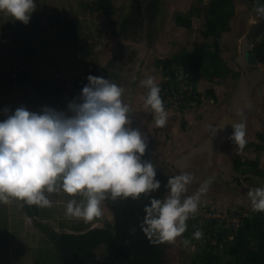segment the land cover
Segmentation results:
<instances>
[{"label":"rangeland","instance_id":"1","mask_svg":"<svg viewBox=\"0 0 264 264\" xmlns=\"http://www.w3.org/2000/svg\"><path fill=\"white\" fill-rule=\"evenodd\" d=\"M212 1L112 0L115 14L109 16L95 10L99 0H76L75 9L69 7L70 0H37V12L32 13L27 25L0 12V77L3 75L4 81L11 83L14 81L12 77L18 76L22 90L36 89L30 84L31 80H36L38 87L44 86L53 92L57 88L72 86L78 78L87 74L92 63L107 66L114 61L112 64L115 66L111 69L119 73L127 68L125 72L130 73L134 66L130 67V58L126 57L130 48L129 41L148 39L151 46L143 59L137 90L133 96V103H136L140 112L137 114L139 119L134 115V121L137 129L147 136L153 147L171 162L177 153L185 150L178 149L184 148L192 135L202 131L224 109L237 86L239 77L236 79L232 73L210 80L202 70H197L190 80L186 77L190 65L179 64L183 54L214 42L204 35L206 16ZM234 1L236 11L229 20L228 30L221 35L219 44L223 60L234 72L240 73L232 57L238 50L241 38L252 28L257 29L255 24H263V20L251 12L243 0ZM48 7L53 10L50 11ZM191 16V29L178 23L179 17L190 19ZM22 29H26V32H22ZM138 29L140 32L135 33ZM6 30H10L9 33ZM9 45L19 46L14 49ZM205 51L213 52L214 49L207 48ZM129 52H132L130 56L136 57L134 51ZM116 60H119L118 64ZM166 62L172 64L167 71L164 69ZM172 70L176 71L175 79L169 75ZM29 74L32 75L26 80L24 76ZM148 76L154 77L160 88L165 86L161 89V97L174 89L183 88L182 85L186 83L194 86L197 95V99L192 100L187 107L182 106L180 110L165 107L168 123L162 129L155 127L151 110L144 108L147 89L140 85V81ZM108 78L113 81L111 75ZM210 89L216 91V99L208 95ZM73 95V92L68 94L71 98ZM256 105L254 118L246 123L245 148L241 151L235 144L228 143L220 155L208 191L200 198L197 213L187 221L188 235L184 233L174 244L165 243L166 254L162 264H191L194 256L212 249V246L216 247L218 240L212 238L211 229L215 226H211V220L216 222L215 232H224L232 229L243 217L250 216L252 210L247 192L256 187H264V180L253 174L249 167L251 162L259 161L260 167L264 168V151L258 152L255 147L249 146L259 144L257 134L264 133V86L257 96ZM147 124L150 127L144 132ZM238 160L244 165L238 167ZM154 164L157 172H170L166 166ZM196 218L199 222L195 221ZM199 224L205 231L202 230L203 238L196 240L193 233L197 227L200 229ZM184 239L190 243L182 244ZM208 241H212L211 245H207ZM222 245L216 247L214 253L221 257L222 264H226L234 259L223 254Z\"/></svg>","mask_w":264,"mask_h":264},{"label":"clouds","instance_id":"2","mask_svg":"<svg viewBox=\"0 0 264 264\" xmlns=\"http://www.w3.org/2000/svg\"><path fill=\"white\" fill-rule=\"evenodd\" d=\"M35 10V0H0V12L25 25ZM253 11L264 19V3L260 0H253ZM87 80L79 96L68 102L66 111L50 106L30 111L23 105L14 111L3 110L0 203L18 200L47 208L52 205L47 194L80 195L83 199L79 202L67 201L65 216L90 223L103 217L106 200H137L161 188L156 164L142 160L148 139L131 127L132 109L123 100L125 89L109 78L89 75ZM140 85L147 89L144 108L151 110L155 127H166L168 112L155 78L148 76ZM235 116L238 122L209 124L205 131L212 141L231 126L228 140L242 151L247 144L244 110L237 109ZM194 181L190 172L171 176L166 184L168 194L163 199L152 197L144 206L139 228L150 243L174 244L187 231V221L197 213L200 198L209 188L204 182L194 194L187 195ZM247 197L253 212L264 213V187L250 189ZM135 232L132 228L131 233ZM193 238L202 239L203 231L197 229Z\"/></svg>","mask_w":264,"mask_h":264},{"label":"trees","instance_id":"3","mask_svg":"<svg viewBox=\"0 0 264 264\" xmlns=\"http://www.w3.org/2000/svg\"><path fill=\"white\" fill-rule=\"evenodd\" d=\"M96 11H103L111 16L115 14L112 0H99L95 7ZM234 14L233 0H213L208 9L205 22L204 35L214 40L212 44H204L203 48L195 49L192 52L183 54L179 58L181 66L190 65L188 78L196 75L197 70H202L210 80L220 78L223 75L233 74L237 79L239 72H234L221 57L219 40L223 32L228 30L229 20ZM178 23L188 29L192 28V20L178 18ZM207 48L214 49L213 52L205 51ZM172 64L165 63V71L169 70ZM107 68L98 63H92L87 74L78 78L70 90L78 97L83 86L88 84L89 75L106 78ZM171 78H176V71H170ZM35 83V81L33 82ZM168 88L171 86H167ZM163 88L160 89H164ZM208 95L217 98L216 91L210 89ZM200 102V100H198ZM201 103V102H200ZM189 105H184V107ZM183 107V108H184ZM259 144H249L255 147L256 151H264V133H258ZM142 160H146L142 157ZM238 167L244 163L236 162ZM253 174L264 180V168L260 167L259 161L250 164ZM174 176L170 172H157L156 179L161 181V188L150 195H141L137 200L119 199L115 202L106 200L114 214L113 224L105 227H97L83 234H63L58 237L61 255L66 264H162L165 255V243L152 244L139 228V223L145 213L144 206L149 204L150 198L163 199L168 194L166 187L169 177ZM248 178V177H247ZM215 226V220L210 221ZM209 227L210 229L212 227ZM135 228V234L131 229ZM211 229L212 238L218 240L216 247L221 244L223 254L232 257L234 260L226 264H264V213L251 211L250 216L240 219L239 224L224 232H215ZM232 235L230 236V234ZM210 234V231H208ZM188 235V228L185 236ZM226 236V237H225ZM212 242V241H211ZM210 241L207 245H211ZM255 243V246L253 245ZM107 246V255L97 257L95 251L101 246ZM216 247L204 251L193 257L191 264H222L221 257L214 253Z\"/></svg>","mask_w":264,"mask_h":264},{"label":"crops","instance_id":"4","mask_svg":"<svg viewBox=\"0 0 264 264\" xmlns=\"http://www.w3.org/2000/svg\"><path fill=\"white\" fill-rule=\"evenodd\" d=\"M36 2L37 0H35L36 10L34 12H37ZM70 2L69 7L75 9L77 7L76 0H70ZM48 8L50 9V7ZM75 18L78 19V16ZM22 30V32H26V29ZM9 31L6 30V33H9ZM9 46L17 49L16 46L19 45ZM33 46L36 47V45ZM103 67L109 69V65ZM31 75H25L24 78L26 80L30 79L29 76L31 77ZM4 79L5 77L2 75L0 77V120L6 118L3 113L5 108L14 111L17 107L23 105L30 111H39L42 106H50L59 111H66L70 99L75 98L74 95L73 98L68 96L70 92H73L70 90V86L57 88L51 92L44 86L38 87L36 80H31L30 84L36 89L22 90L18 76H13L12 81H14L11 83L5 82ZM34 81L35 83H33ZM133 105V115L136 119H139L137 118V114L140 113L138 107H136L135 102ZM149 127L150 125L147 124V129H144V132L148 131ZM200 133L201 131H198V133L192 135V139L186 141L185 147L178 150L186 149L194 144ZM155 138L159 143L156 135ZM47 195L52 202L51 207L47 208H40L35 205L29 206L18 200H12L9 204L0 203V264H66L58 243L60 235L83 234L114 222V214L107 201L103 204V217L85 223L82 220L65 216L67 201L76 199L79 202L83 199L82 196L70 197L63 192ZM95 255L97 257L106 256L107 246L101 245L95 251Z\"/></svg>","mask_w":264,"mask_h":264},{"label":"water","instance_id":"5","mask_svg":"<svg viewBox=\"0 0 264 264\" xmlns=\"http://www.w3.org/2000/svg\"><path fill=\"white\" fill-rule=\"evenodd\" d=\"M134 32L139 33L140 30H135ZM261 41H264V33L254 28L241 38L238 50L232 57V62L240 68L236 89L224 109L207 125H222L229 120L238 122L235 112L240 108L244 110L246 123L254 118L257 96L264 86V69L262 68L264 65V56H256L258 55L257 45ZM150 46L151 41L145 38L137 41H129L130 48L126 53V57L130 58V67L134 66V69L132 72L126 73L125 70L127 68H123L122 72L118 73L119 78L113 79L115 83L125 89L123 100L130 105L131 109L133 107V96L137 90L143 59L147 55ZM129 51H134L136 57L130 56L132 52ZM134 77L135 79H133ZM246 104H250L251 108L245 107ZM129 118L132 120L131 127L137 129L134 121L133 109L129 114ZM232 131V127L228 126L224 131L219 132L211 141L209 133L205 131L204 127L194 144L177 153L171 162H168L164 156L153 147L152 142L148 139V148L143 157L153 163L166 166L170 173L174 175L183 172L192 173L195 177V181L189 186L187 193V195H192L202 183L208 182V184H210L219 163L220 155L230 142L228 137L231 135ZM171 168H173L174 171L171 170Z\"/></svg>","mask_w":264,"mask_h":264},{"label":"built area","instance_id":"6","mask_svg":"<svg viewBox=\"0 0 264 264\" xmlns=\"http://www.w3.org/2000/svg\"><path fill=\"white\" fill-rule=\"evenodd\" d=\"M186 77L188 78L189 76L186 75ZM182 86H183V88L174 89L172 92L168 93V95L163 92L166 95H164L162 97V99L164 101L165 107L168 108L169 110H180L182 108V106L188 105L191 103L192 100L197 99V95H196V92L194 90V86H191L190 83H186L185 85H182ZM196 219H195V221L199 222L198 221L199 219L198 218H196ZM239 222H238V224H239ZM238 224L236 223L234 225L237 226ZM197 229H199V228L197 227L196 230ZM200 229L204 230L202 225H200Z\"/></svg>","mask_w":264,"mask_h":264},{"label":"flooded vegetation","instance_id":"7","mask_svg":"<svg viewBox=\"0 0 264 264\" xmlns=\"http://www.w3.org/2000/svg\"><path fill=\"white\" fill-rule=\"evenodd\" d=\"M234 0H233V4H234ZM243 2L245 3V5H247L248 6V8L250 9V11L251 12H254L253 11V0H243ZM260 2L261 3H264V0H260ZM235 5L236 4H234V12L236 11V8H235ZM244 5V4H243ZM190 12H192V8H191V10H190ZM191 20H192V16H191ZM261 20V19H260ZM263 20V24H260V22H258L257 24H255V27H257V30L258 31H260V32H263L264 33V19H262ZM254 25V24H253ZM254 29H256V28H254ZM257 51H258V55H256V56H259V57H263L264 56V41H261L258 45H257ZM118 61L119 60H116V63L118 64ZM112 63H114V61L112 62L111 61V63H110V65H109V69H108V71H107V73H106V78H108L109 77V75H111V79L113 78V79H118L119 78V75H118V72H117V70H115V69H111V68H113L114 66H113V64ZM113 66V67H112ZM112 79V80H113ZM113 82H114V80H113ZM134 116V115H133ZM177 175V174H176Z\"/></svg>","mask_w":264,"mask_h":264}]
</instances>
